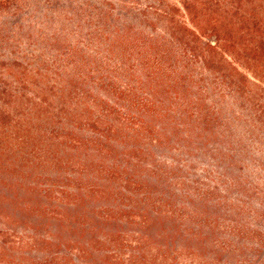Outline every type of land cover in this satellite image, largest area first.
Listing matches in <instances>:
<instances>
[{
    "label": "trees",
    "instance_id": "obj_1",
    "mask_svg": "<svg viewBox=\"0 0 264 264\" xmlns=\"http://www.w3.org/2000/svg\"><path fill=\"white\" fill-rule=\"evenodd\" d=\"M177 2L154 0L136 25L104 13L99 58L68 50L42 71L2 68L12 80L0 70V220L28 216L38 239L62 236L63 256L61 242L27 244L46 247L44 264H69L72 249L91 262L127 250L134 263L149 249L142 264H159L180 238L198 256L207 245L264 255L261 213L215 200L198 181L194 212L177 209L156 162L167 146L185 147L189 135L179 134L194 124L197 155L230 171L235 155L211 158L208 146L220 138L226 98L264 134V0ZM161 24L163 33L145 32ZM12 236L0 229V255Z\"/></svg>",
    "mask_w": 264,
    "mask_h": 264
},
{
    "label": "rangeland",
    "instance_id": "obj_2",
    "mask_svg": "<svg viewBox=\"0 0 264 264\" xmlns=\"http://www.w3.org/2000/svg\"><path fill=\"white\" fill-rule=\"evenodd\" d=\"M167 2L179 7L177 0ZM152 4L154 0H9L0 10V70L3 72L2 68L14 64L15 71L20 66L28 70L39 68L42 71L43 67L53 66L57 57L68 50L81 54L86 59L99 58L98 53L103 48L99 35L105 29L101 24L108 25L102 15L112 14V18L119 19L118 24L136 25L134 17H139ZM163 30L164 26L161 24L158 28L146 29L145 32L156 31L161 34ZM3 74L4 80H12L9 73ZM211 101L216 103L217 100ZM225 102H217V107L221 108L224 116L223 130H216L220 138L215 139L212 135L216 141L212 140L208 146L216 150L210 152L211 158L225 156L226 149L235 155L234 161L224 164L225 168L228 165L230 171H217L208 157L200 158L197 155L194 149V124L179 134L189 135V141L183 143L185 147H177V144L167 146L156 157V162L165 171L163 179L171 184L169 194L174 197L173 206L177 209L183 211L187 208L194 212V181H198L202 188L215 190V200L226 199L232 205L243 200L250 206V211H257L264 217V146L257 142L258 139L262 142L264 134L250 126L254 120L252 113L238 110L228 98ZM229 184L233 186L228 187ZM26 196L28 199L29 196ZM10 214L17 217L19 215L18 212ZM28 218L26 216L19 219L15 225H6L0 220L3 224H0V229L5 228L13 235L7 240L5 250L0 255V264H44L45 254H50L44 249L46 247L35 244L30 249L27 244L47 243L46 240L51 244H63L61 256L68 253L65 248L70 245L65 239H61L62 236H59V241L48 235L40 237L46 238L44 241L38 239L33 232L35 226L26 223ZM252 223L256 224V221L252 219L251 226ZM261 226L258 228L264 229V223ZM245 246L255 247L253 242H245ZM172 251L176 255L161 260L159 264H264V255L254 257L247 253H223L209 245L203 256H198L194 254V242H186L181 238L176 241L170 252ZM151 255L152 252L148 249L145 255L135 256L138 260L135 263L127 250L118 255L117 261L114 255H109L111 259L104 261L105 258L97 254L91 262L89 257H80L74 249L68 256L69 264H142V257ZM77 256L80 257L79 260L76 259Z\"/></svg>",
    "mask_w": 264,
    "mask_h": 264
}]
</instances>
